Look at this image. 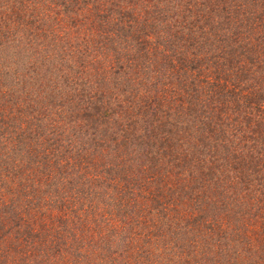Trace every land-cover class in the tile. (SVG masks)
Masks as SVG:
<instances>
[{"label":"trees","instance_id":"16d2710c","mask_svg":"<svg viewBox=\"0 0 264 264\" xmlns=\"http://www.w3.org/2000/svg\"><path fill=\"white\" fill-rule=\"evenodd\" d=\"M4 51L0 264H264V0H0Z\"/></svg>","mask_w":264,"mask_h":264},{"label":"rangeland","instance_id":"374dc122","mask_svg":"<svg viewBox=\"0 0 264 264\" xmlns=\"http://www.w3.org/2000/svg\"><path fill=\"white\" fill-rule=\"evenodd\" d=\"M86 27H87V25L84 26V30L80 33L81 37L97 36L96 32L90 31V30H85ZM17 59H18V57L14 56V54L8 53L6 51H4L3 54H2V52L0 53V62L4 63V71H5V72L1 73V78L3 79L4 83L7 85L11 83L14 70L17 69L16 66L20 65L19 63H16ZM122 62H124V60ZM109 65H110V62H109ZM20 70H21V72L22 71L26 72V70H24V68H21ZM18 72H19V70H18ZM27 83H28V81L25 77H23L20 82H18V80H14L13 85H15V87H17V89H19L17 91L16 95L10 96L8 93L4 94V95H6L8 98L12 99L13 102H15L16 106L19 105V106L24 107L26 102H28V103L34 102L37 98L28 99L25 96V93L23 91V90L27 89V86L25 85ZM54 89L50 86L49 87H45V86L41 87V89L38 90L39 101L42 102L43 99H45V98L50 99V97L52 98V95H54L53 98H56V97H58V95H62L63 93H65L63 88H61V90L59 92H57V90H55V92H53ZM37 101H38V99H37ZM0 103L3 104V107H5V108H3L0 106L1 112H4V109L7 111L10 110L9 112H13V105H7L3 100H0ZM65 116H66V114H62L59 118L64 119ZM69 117H70V115L68 114L67 122H66V124L62 130V131H65L64 135H69V130L71 129V127L75 128V125L73 124V122L71 121V119Z\"/></svg>","mask_w":264,"mask_h":264}]
</instances>
